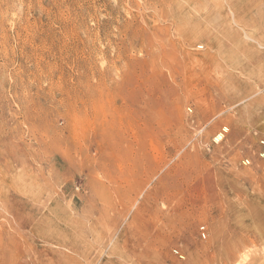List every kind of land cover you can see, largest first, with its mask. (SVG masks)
Segmentation results:
<instances>
[{
	"label": "rangeland",
	"instance_id": "1",
	"mask_svg": "<svg viewBox=\"0 0 264 264\" xmlns=\"http://www.w3.org/2000/svg\"><path fill=\"white\" fill-rule=\"evenodd\" d=\"M263 142L264 0H0V264H264Z\"/></svg>",
	"mask_w": 264,
	"mask_h": 264
},
{
	"label": "built area",
	"instance_id": "2",
	"mask_svg": "<svg viewBox=\"0 0 264 264\" xmlns=\"http://www.w3.org/2000/svg\"><path fill=\"white\" fill-rule=\"evenodd\" d=\"M263 145H264V142H263ZM202 236L205 237V232H204V228H202Z\"/></svg>",
	"mask_w": 264,
	"mask_h": 264
},
{
	"label": "bare ground",
	"instance_id": "3",
	"mask_svg": "<svg viewBox=\"0 0 264 264\" xmlns=\"http://www.w3.org/2000/svg\"><path fill=\"white\" fill-rule=\"evenodd\" d=\"M226 247H227V246H226ZM226 255H227V254H226ZM246 255H247V253H246ZM246 257L248 258V256H246ZM246 257H245V258H246ZM247 258H246V259H247ZM242 260H243V259H242ZM223 263H224V262H223ZM236 263H237V262H236ZM236 263H235V264H236ZM242 263H243V261H242Z\"/></svg>",
	"mask_w": 264,
	"mask_h": 264
}]
</instances>
